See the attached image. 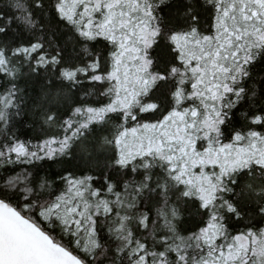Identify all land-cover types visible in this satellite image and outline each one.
<instances>
[{
	"label": "snow or ice",
	"instance_id": "1",
	"mask_svg": "<svg viewBox=\"0 0 264 264\" xmlns=\"http://www.w3.org/2000/svg\"><path fill=\"white\" fill-rule=\"evenodd\" d=\"M0 264H264V0H0Z\"/></svg>",
	"mask_w": 264,
	"mask_h": 264
}]
</instances>
